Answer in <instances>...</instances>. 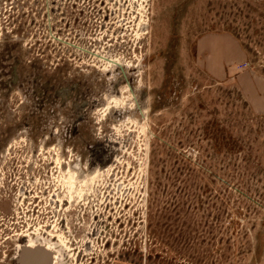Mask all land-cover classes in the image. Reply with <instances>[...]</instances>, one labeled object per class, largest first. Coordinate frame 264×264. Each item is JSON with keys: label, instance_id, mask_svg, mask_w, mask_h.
<instances>
[{"label": "rangeland", "instance_id": "obj_1", "mask_svg": "<svg viewBox=\"0 0 264 264\" xmlns=\"http://www.w3.org/2000/svg\"><path fill=\"white\" fill-rule=\"evenodd\" d=\"M29 243L264 264V0H0V264Z\"/></svg>", "mask_w": 264, "mask_h": 264}, {"label": "water", "instance_id": "obj_2", "mask_svg": "<svg viewBox=\"0 0 264 264\" xmlns=\"http://www.w3.org/2000/svg\"><path fill=\"white\" fill-rule=\"evenodd\" d=\"M38 259H41V261H37ZM20 264H53V254L43 247L31 249L26 248L24 245L21 252Z\"/></svg>", "mask_w": 264, "mask_h": 264}, {"label": "crops", "instance_id": "obj_3", "mask_svg": "<svg viewBox=\"0 0 264 264\" xmlns=\"http://www.w3.org/2000/svg\"><path fill=\"white\" fill-rule=\"evenodd\" d=\"M228 39H229L228 35L215 34L214 36H211L208 39H206L205 42H202L201 46L204 45L203 43H205L206 45L212 43L216 49H218V47L222 48L224 46L223 42L227 41Z\"/></svg>", "mask_w": 264, "mask_h": 264}, {"label": "bare ground", "instance_id": "obj_4", "mask_svg": "<svg viewBox=\"0 0 264 264\" xmlns=\"http://www.w3.org/2000/svg\"><path fill=\"white\" fill-rule=\"evenodd\" d=\"M35 246H36V245H35L34 243H29V245L26 246V248L34 249ZM33 247H34V248H33ZM40 247H43V248L47 249L48 251H51V253L53 254V264H54V262H55L57 256H56V252L53 250V248H52L51 246H49L48 243H47V244H44V245H42V246H40ZM37 261H41V259H38ZM37 261L35 260L36 263H37ZM32 262H33V261H32Z\"/></svg>", "mask_w": 264, "mask_h": 264}]
</instances>
